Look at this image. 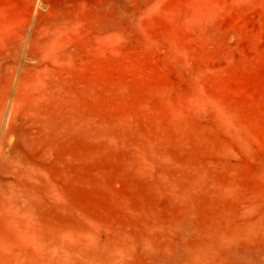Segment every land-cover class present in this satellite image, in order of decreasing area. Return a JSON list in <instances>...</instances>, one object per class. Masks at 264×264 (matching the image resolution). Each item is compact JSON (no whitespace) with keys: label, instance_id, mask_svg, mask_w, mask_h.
<instances>
[{"label":"rangeland","instance_id":"rangeland-1","mask_svg":"<svg viewBox=\"0 0 264 264\" xmlns=\"http://www.w3.org/2000/svg\"><path fill=\"white\" fill-rule=\"evenodd\" d=\"M0 264H264V0H0Z\"/></svg>","mask_w":264,"mask_h":264}]
</instances>
